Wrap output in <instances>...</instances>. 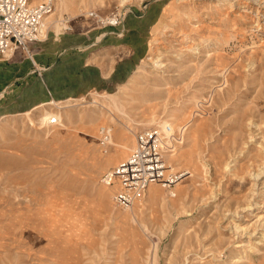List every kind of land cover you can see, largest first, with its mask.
Listing matches in <instances>:
<instances>
[{"label":"rangeland","instance_id":"rangeland-1","mask_svg":"<svg viewBox=\"0 0 264 264\" xmlns=\"http://www.w3.org/2000/svg\"><path fill=\"white\" fill-rule=\"evenodd\" d=\"M68 1L62 34L99 32L101 68L127 56L136 63L110 90L40 101L70 114L59 123L47 127L41 105L0 115V264H149L155 246V264H264V0ZM117 14L120 30L147 20L146 35H106ZM108 95L120 96L125 115H114L136 121L133 132L96 110ZM170 112L172 154L192 157L168 162L192 177L174 199L151 187L164 202H147L148 190L135 223L102 179L129 157L137 133L157 127L146 122Z\"/></svg>","mask_w":264,"mask_h":264},{"label":"crops","instance_id":"crops-1","mask_svg":"<svg viewBox=\"0 0 264 264\" xmlns=\"http://www.w3.org/2000/svg\"><path fill=\"white\" fill-rule=\"evenodd\" d=\"M136 22V28L127 24L121 30L120 26L110 28L105 34L122 32L121 37L126 32L127 38L137 33L146 35L147 20ZM101 37L99 32L85 35L67 32L49 43L45 40L30 43L29 53L17 47L11 60H0V115L30 111L42 105L40 101L53 96L64 99L102 88L110 90L120 77L126 76V70L136 60L127 56L122 63L111 61L106 68H101L95 63ZM115 42L123 44L124 41L117 38Z\"/></svg>","mask_w":264,"mask_h":264},{"label":"built area","instance_id":"built-area-1","mask_svg":"<svg viewBox=\"0 0 264 264\" xmlns=\"http://www.w3.org/2000/svg\"><path fill=\"white\" fill-rule=\"evenodd\" d=\"M53 3V0L39 4H34L33 0H0V56L13 53L17 47L29 53V44L43 38L42 25L53 12ZM121 24V15L117 14L103 25L117 27ZM56 123H59L56 118L50 122ZM101 132L102 144L109 145L110 132L107 128ZM168 134L171 144H167ZM175 134L170 126L140 131L129 157L104 174V185L118 184L113 196L116 208L131 209L145 199L152 185H160L171 198H176V187L192 174L188 170L175 171L168 162V155L174 153L179 144Z\"/></svg>","mask_w":264,"mask_h":264},{"label":"bare ground","instance_id":"bare-ground-1","mask_svg":"<svg viewBox=\"0 0 264 264\" xmlns=\"http://www.w3.org/2000/svg\"><path fill=\"white\" fill-rule=\"evenodd\" d=\"M43 1L44 0H38V1H35L33 3L34 4H39V3L43 2ZM130 1L131 0H120L119 3H120L121 6H125ZM55 4H56L55 11L52 13V15H50L49 17H47L44 20L43 25H42V29L44 30V35H43L44 37L45 36L47 37V35L51 32V33L54 34L55 38L60 39L63 30L66 28L65 27L66 20H65L64 17H65V14L66 13L67 14L68 13L70 14V7H69V1L68 0H57L55 2ZM101 99L98 101L99 102L98 103L99 104V107L96 108V110H98L99 112L102 111V110H106L108 113H110L109 116H108V118H109V121L112 124H115V126L117 125V126L125 127V129L133 132V129H132L131 125L134 124V123L137 124L136 121L135 122L130 121L131 124L128 127L127 125L125 126L124 123L118 121L117 118L114 115L115 112L122 113L123 115H125V113L123 111L124 104H123L122 99L120 98V96L108 95V96L101 97ZM47 105L48 104L45 103V104L39 106L40 108H43V112L44 111L46 112V113H43L42 122L47 127L50 126V122H51V120L53 118H57L58 121H62L66 117L68 118L70 116L69 113H66L65 116H63L62 114H50L48 112V106ZM100 117L101 116H99V114H97L96 112L94 114H92V115L89 116V118L92 119V121H97V120L100 119ZM127 119H129V118H127ZM149 119H152V118H149ZM175 122H176V114L170 112V114H168L166 117H162L161 119H159V121H156L153 118L152 120H149L148 122H146L145 125L153 126V125L156 124L157 128H167L168 126H170L172 128V131L175 132ZM108 131L111 133V131L109 129H108ZM101 134H102V132H101ZM166 139L168 141L167 144H171V135L170 134L167 135ZM189 139H191V137H189ZM111 140H112V136H111L110 142H111ZM112 144L118 146L117 143H115V142H112ZM135 146H136V144H135ZM134 148H133V150H134ZM168 156L170 157V159H172L175 162H179L182 159H186V158L192 157L191 153H188V152H184V153H182L180 155L169 154ZM111 187H116V186H111ZM151 187H153V186H151ZM151 187L149 188L150 194H149V197H148V201L147 202L151 203L152 205H158V203H160V201L161 202L162 201L164 202V197L162 196L163 195L162 194L163 191H161L159 187H157V188H151ZM188 189H190V187ZM167 202H166V204H167ZM128 210L131 211V213L129 215L130 216V219L133 222H135V223L137 222L138 223V220H139V217H140V213L139 212H136L133 209V207L131 209H128ZM141 227L143 228L144 231H148V229L146 230V227L145 226L141 225ZM153 249H155V251H156V246H155V248L153 247ZM153 249L151 250V257L152 258L150 256H147V254H146V257L147 258L148 257L150 258V263L149 264H152V263L155 264L156 263V258H155L156 257V253L155 254L153 253ZM146 257H144L143 260L144 261H147V263H148V260L146 259ZM152 259L154 260V262L151 261ZM185 260H188V259H185ZM238 262H239V259L238 260H235V261H232L231 264H237Z\"/></svg>","mask_w":264,"mask_h":264}]
</instances>
